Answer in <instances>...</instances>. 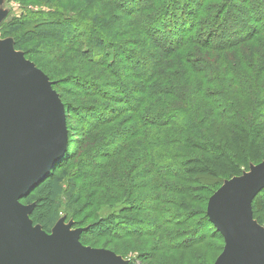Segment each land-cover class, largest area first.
<instances>
[{
	"label": "trees",
	"instance_id": "obj_1",
	"mask_svg": "<svg viewBox=\"0 0 264 264\" xmlns=\"http://www.w3.org/2000/svg\"><path fill=\"white\" fill-rule=\"evenodd\" d=\"M70 1L103 3L115 12L98 28L97 16L89 26L63 13L26 19L23 25L41 26L46 33L39 36L56 42L63 35L70 38L72 26L78 25L77 37L64 42L66 50L56 59L65 60L82 48L76 70L83 63L112 76L98 85L86 81L81 69L78 74L80 83L86 82L84 95L105 102L96 109L100 118L85 121L84 135L97 125L116 124L106 135L110 143L105 155L97 156L103 163L92 167L101 172L100 182L91 187L98 189L107 181V188L116 189L110 197L115 198L138 190L130 182L150 176L147 184L153 189L144 199L154 205L133 211H147L155 229L149 237L157 234L161 246L156 249L170 250V227L182 219L189 203L200 204L197 193L209 195L208 201L224 182L264 163V0H237V6L234 0H192L193 6L189 0H145L147 8L134 12L131 7L139 0ZM40 30H33L32 36ZM109 89L116 92L110 95ZM186 118L194 131L185 126ZM66 158L65 153L56 166ZM143 164L148 167L136 177L134 170ZM50 189L51 199L62 194L56 180ZM263 197L261 190L252 203L253 219L261 227L256 205ZM201 218L188 243L217 237L223 243L206 208Z\"/></svg>",
	"mask_w": 264,
	"mask_h": 264
},
{
	"label": "rangeland",
	"instance_id": "obj_2",
	"mask_svg": "<svg viewBox=\"0 0 264 264\" xmlns=\"http://www.w3.org/2000/svg\"><path fill=\"white\" fill-rule=\"evenodd\" d=\"M189 1L190 5L193 6L195 2ZM91 2L0 0V17L2 18L0 22V41L10 39L15 42L14 48L17 52L23 53L27 60L48 77L60 101L67 106L65 116L68 131L67 158L63 163L56 166L49 174L50 176L33 189L20 204L33 207L29 219L34 226L40 227L45 233L51 234L55 224L63 221L65 226H69V230L82 231L80 238L84 246L96 250L116 251L117 256L121 253L123 256L120 254L119 257L128 264H214L224 249L222 240L217 239L218 237L215 239L205 238L202 241H199V239L194 241L196 243H188L193 239L192 228L203 220L201 214L206 208L208 203L206 199L209 195L197 193V196H194L200 204L191 205L189 203L188 208L183 209L181 212V214L184 213L182 219L170 227V232L174 238L169 240L167 244L168 249H172L158 251L156 247H161L157 244L158 235L149 237L155 231L154 225H149V223H154V221L151 220L147 211L138 213L133 211L139 205H146L147 208L154 205L144 199L146 192L153 189L152 184H147L151 179L150 176L148 178L139 177L135 182H130L133 187H138V190L132 188L130 189L131 193L118 194L115 198L110 197L116 189L107 188V181L96 186L98 189L91 187L96 182H100L101 172L92 167L102 162V159H98L97 156L105 155L107 151L105 146L110 143H107L108 138L106 135L109 129L114 128L116 124L97 125L93 131H89L87 135H84L85 121L90 116L100 118L97 110L105 105V102L101 101L102 99L98 96L87 97L84 95L83 88L86 86L84 85L86 82L81 84L78 80V74H81L82 70L88 76L85 77L86 81L92 79L94 81L90 82L98 85H103V82L111 80L112 76L106 74L101 67L90 66L89 64L84 68L83 63H81L79 70H76L80 57H82L80 52L82 48L73 51L77 54L69 55L66 58L67 60L65 58V60L56 59L61 58V53L66 50L64 42L70 43L72 37H77L78 25L72 26V29L76 32L70 31V38L63 35L61 39H57L58 42L50 39L49 36H39V32L46 33L45 30L38 29L41 26L30 28L29 25H23L26 19H46L49 17L47 13L55 15L63 13L73 15L75 21L78 18L80 21H85L89 26L94 25L91 21L97 16L94 27H101L105 20H108L109 14L115 11L107 10L103 3L95 4ZM233 2L237 6V0ZM120 3L119 5H121ZM72 5H74L73 7L77 6L72 8ZM144 7L147 8L145 0H139L131 9L134 12ZM149 14L151 15V13ZM234 19H238V16ZM83 26L86 27V25ZM236 26H239L238 22ZM33 30L40 31L34 32L35 35L32 36ZM87 86L89 87V85ZM108 92L111 95L113 89H109ZM94 106L96 107L94 108ZM83 107L89 108L87 113ZM260 122H263L260 125L262 127L264 121ZM185 124L186 127L194 131L187 118ZM110 141L112 142V140ZM112 148L115 151L119 149L116 146H112ZM133 148H136V146ZM147 167L148 164H143L133 173H136L137 177L140 171ZM90 176L94 177L90 178ZM53 180L57 181L59 188L62 189V194L51 199L50 186ZM256 209H259L258 217L264 224V199L262 202L260 200L257 203ZM204 231L202 230V232ZM198 236L200 237V233L196 235V237Z\"/></svg>",
	"mask_w": 264,
	"mask_h": 264
},
{
	"label": "water",
	"instance_id": "obj_3",
	"mask_svg": "<svg viewBox=\"0 0 264 264\" xmlns=\"http://www.w3.org/2000/svg\"><path fill=\"white\" fill-rule=\"evenodd\" d=\"M67 136L64 106L48 77L10 39L0 41V264H128L82 246V231L63 221L45 233L29 219L33 207L20 204L61 161ZM261 190L264 163L208 199L207 217L224 243L214 264H264V227L252 213Z\"/></svg>",
	"mask_w": 264,
	"mask_h": 264
},
{
	"label": "bare ground",
	"instance_id": "obj_4",
	"mask_svg": "<svg viewBox=\"0 0 264 264\" xmlns=\"http://www.w3.org/2000/svg\"><path fill=\"white\" fill-rule=\"evenodd\" d=\"M65 114V113H64Z\"/></svg>",
	"mask_w": 264,
	"mask_h": 264
}]
</instances>
